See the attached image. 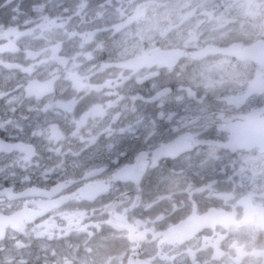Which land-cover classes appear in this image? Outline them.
<instances>
[{"label":"flooded vegetation","instance_id":"obj_1","mask_svg":"<svg viewBox=\"0 0 264 264\" xmlns=\"http://www.w3.org/2000/svg\"><path fill=\"white\" fill-rule=\"evenodd\" d=\"M0 264H264V0H0Z\"/></svg>","mask_w":264,"mask_h":264},{"label":"clouds","instance_id":"obj_2","mask_svg":"<svg viewBox=\"0 0 264 264\" xmlns=\"http://www.w3.org/2000/svg\"><path fill=\"white\" fill-rule=\"evenodd\" d=\"M219 44H224V41H218ZM242 90L241 86L229 82L227 79L224 80L223 84L216 90L219 93H234Z\"/></svg>","mask_w":264,"mask_h":264}]
</instances>
